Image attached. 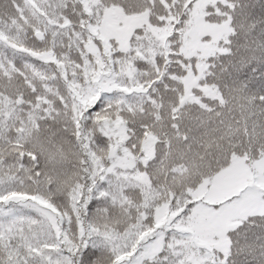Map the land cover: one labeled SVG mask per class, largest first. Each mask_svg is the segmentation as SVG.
<instances>
[{
    "label": "snow or ice",
    "instance_id": "obj_1",
    "mask_svg": "<svg viewBox=\"0 0 264 264\" xmlns=\"http://www.w3.org/2000/svg\"><path fill=\"white\" fill-rule=\"evenodd\" d=\"M0 264H264V0H0Z\"/></svg>",
    "mask_w": 264,
    "mask_h": 264
}]
</instances>
